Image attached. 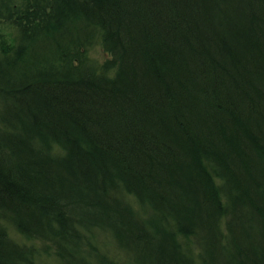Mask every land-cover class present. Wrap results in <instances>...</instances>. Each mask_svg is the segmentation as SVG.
I'll use <instances>...</instances> for the list:
<instances>
[{
    "label": "trees",
    "instance_id": "1",
    "mask_svg": "<svg viewBox=\"0 0 264 264\" xmlns=\"http://www.w3.org/2000/svg\"><path fill=\"white\" fill-rule=\"evenodd\" d=\"M26 239L264 264V0H0V264Z\"/></svg>",
    "mask_w": 264,
    "mask_h": 264
},
{
    "label": "rangeland",
    "instance_id": "2",
    "mask_svg": "<svg viewBox=\"0 0 264 264\" xmlns=\"http://www.w3.org/2000/svg\"><path fill=\"white\" fill-rule=\"evenodd\" d=\"M89 56L90 58L96 62L101 63L102 60L109 57V54L102 50V48L99 45H95L94 47L90 48ZM9 229V233L12 237L19 239L23 242V237L20 236L16 232V229L14 227H11L9 223H7V226ZM94 236L95 241L97 242V245L103 246L106 250L108 255L114 254L120 261L123 258L124 252H122L121 249H118V245L115 242V239L111 236V234H108L105 231L97 230ZM26 242L28 245H33L36 253L34 256L35 264H64V258L59 257L58 253H60V249L54 247L51 245L48 241H42L40 239H34V240H27ZM192 249L198 252V243L195 244L194 242L191 243ZM110 253V254H109Z\"/></svg>",
    "mask_w": 264,
    "mask_h": 264
}]
</instances>
